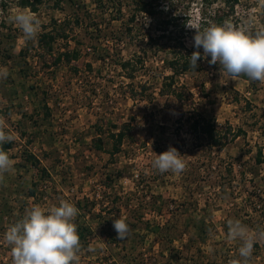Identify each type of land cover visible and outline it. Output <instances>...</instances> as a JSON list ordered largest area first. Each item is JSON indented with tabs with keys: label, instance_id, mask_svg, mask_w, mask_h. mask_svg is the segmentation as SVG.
Listing matches in <instances>:
<instances>
[{
	"label": "rangeland",
	"instance_id": "374dc122",
	"mask_svg": "<svg viewBox=\"0 0 264 264\" xmlns=\"http://www.w3.org/2000/svg\"><path fill=\"white\" fill-rule=\"evenodd\" d=\"M164 3L200 23V0ZM83 6L100 17L93 0H62L59 7L44 0L36 11L0 0V74L6 73L0 75V121L14 137L12 171L0 178V264H11L3 237L29 203L47 208L61 199L77 207L74 223L87 227L80 264L239 259L242 241L228 239V220H239L253 235L264 230V84L227 74L221 79L220 65L209 64L201 47L199 65L180 76L176 94L162 93L169 71L162 53L149 52L129 76L119 59L147 44L127 36L119 43L110 35L93 37L96 29L73 20V10ZM212 7L222 23L252 33L264 28V0H237L233 7L218 0ZM14 10L40 19L35 39L26 41L10 21ZM124 19H113L111 27L123 29ZM60 23L66 35L56 34L51 50L40 45V33H56ZM189 33L192 41L195 32ZM202 117L215 125L217 143L194 126ZM119 129L125 135L111 151ZM169 146L183 155L186 167L179 174L152 167ZM115 215L127 218L126 239H118L109 222ZM199 219L209 224L202 235ZM250 264H264V240L254 244Z\"/></svg>",
	"mask_w": 264,
	"mask_h": 264
},
{
	"label": "clouds",
	"instance_id": "9594fccd",
	"mask_svg": "<svg viewBox=\"0 0 264 264\" xmlns=\"http://www.w3.org/2000/svg\"><path fill=\"white\" fill-rule=\"evenodd\" d=\"M9 19L21 30L26 41L35 39L40 31V19L33 12L14 10ZM186 26L195 32L196 51L189 57L190 67L197 68L202 47L203 58L207 60L210 56L209 64L220 65L221 79L225 74L233 81L247 76L264 84V28L252 33L229 20L209 22L207 26L189 21ZM0 75L6 76V73ZM13 139L0 121V145ZM12 167L8 152L0 148V178L4 173H10ZM152 167L161 174H179L186 164L179 150L169 146L168 150L156 155ZM77 215V207L65 199L47 208L30 202L22 218L13 223L3 237L10 246L11 264H80L78 252L81 242L74 223ZM227 223L228 239L242 241L238 249L239 259H230L228 264H250L254 244L264 240V230L253 235L239 220H228ZM113 227L118 239L128 237L130 227L126 217H116Z\"/></svg>",
	"mask_w": 264,
	"mask_h": 264
},
{
	"label": "trees",
	"instance_id": "16d2710c",
	"mask_svg": "<svg viewBox=\"0 0 264 264\" xmlns=\"http://www.w3.org/2000/svg\"><path fill=\"white\" fill-rule=\"evenodd\" d=\"M44 0H17L19 5L28 6L30 10L36 11L38 6ZM167 0H93L95 7L100 12V17L95 16L84 6L81 7L82 10H73L74 16L73 20L77 24H81L86 27L96 29V34L93 35L95 38H101L104 36H109L113 38L117 43L127 36V38L134 40H144L147 47L142 48V52L134 51L132 56L127 58H120V67L129 74L133 76L135 71L139 66H143L145 62V57L148 53L154 55H159L162 53L161 58L165 67L168 68V72L162 77L161 84L159 87L162 93H172L176 94V82L181 75H184L187 71L194 68L190 67L189 57L196 51L194 46V39L189 41L190 30L186 24L188 22V11H172L168 5L164 2ZM218 0H200L201 11H200V24L215 22L222 23L224 17L218 13L217 9L211 10L212 5ZM62 0H53V6L59 7ZM228 7H233L237 0H223ZM127 9V11H126ZM106 14L108 15L106 17ZM124 19L125 25L123 29H113L111 27L113 19ZM54 24H58L56 18H52ZM60 30L53 33L52 31H43L38 36V43L42 46H46L48 50L52 48V41L56 38V34L64 33L66 35L65 26L60 23ZM98 30V31H97ZM194 31V30H193ZM201 54L202 50L200 48ZM101 58H104L101 55ZM202 58V55H201ZM201 58L197 61V66ZM247 77V76H244ZM205 119V122L203 121ZM201 120V122H199ZM196 121V126L199 124L202 127L203 132L206 136L217 143L219 139L215 134V125L202 117ZM203 126H202V125ZM125 135L123 129H119L112 141L111 151H117ZM97 140H101L98 137ZM99 142V141H98ZM100 145V143H98ZM12 145L11 142L4 143L0 145L4 151L8 152ZM98 145V146H99ZM27 157L33 160V156L29 153ZM37 189V183L34 182L29 187V194H35ZM80 202L77 201V206ZM118 211V209H117ZM117 217L115 215L111 221ZM106 222L108 220H105ZM107 222V224H110ZM199 227L201 229V235L204 234L208 229V222L204 219H199ZM78 233L80 240L84 239L87 234V227L78 224ZM211 264H221L217 259H215Z\"/></svg>",
	"mask_w": 264,
	"mask_h": 264
}]
</instances>
